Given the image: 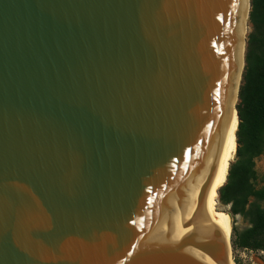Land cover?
I'll use <instances>...</instances> for the list:
<instances>
[{
    "label": "water",
    "instance_id": "95a60500",
    "mask_svg": "<svg viewBox=\"0 0 264 264\" xmlns=\"http://www.w3.org/2000/svg\"><path fill=\"white\" fill-rule=\"evenodd\" d=\"M244 5L0 0V264H230Z\"/></svg>",
    "mask_w": 264,
    "mask_h": 264
},
{
    "label": "trees",
    "instance_id": "16d2710c",
    "mask_svg": "<svg viewBox=\"0 0 264 264\" xmlns=\"http://www.w3.org/2000/svg\"><path fill=\"white\" fill-rule=\"evenodd\" d=\"M254 18L264 11V0H252ZM239 115L237 162L231 166L227 184L220 190L221 201L231 205L233 216L250 219L251 227L233 240L237 249L264 252V209L253 211L252 199L264 204V187L256 189L255 161L264 154V34L251 39L237 106Z\"/></svg>",
    "mask_w": 264,
    "mask_h": 264
},
{
    "label": "bare ground",
    "instance_id": "6f19581e",
    "mask_svg": "<svg viewBox=\"0 0 264 264\" xmlns=\"http://www.w3.org/2000/svg\"><path fill=\"white\" fill-rule=\"evenodd\" d=\"M251 6L250 0H245L244 5V16L242 17V29H241V47H240V65L236 80V93L238 91L239 85L242 80L244 72V60L246 55L247 46V34L249 31V14ZM239 116L237 111L233 110V115L231 122L229 124L217 168L215 171L210 200L213 211L219 223L221 232L227 243L231 241L232 230H233V218L226 210H224L220 205V190L225 186L228 181V175L232 161L235 159V154L237 152V134L239 129ZM230 264H234L233 261Z\"/></svg>",
    "mask_w": 264,
    "mask_h": 264
},
{
    "label": "rangeland",
    "instance_id": "374dc122",
    "mask_svg": "<svg viewBox=\"0 0 264 264\" xmlns=\"http://www.w3.org/2000/svg\"><path fill=\"white\" fill-rule=\"evenodd\" d=\"M252 12H253V8L251 4L250 17H249V31L247 34V46H246L245 56H247L248 54V48L250 46L252 37L254 36L258 37L264 34V11L259 10L254 16V18L251 17ZM239 102H238V105H239ZM237 141H238V138H237ZM238 148H239V145L237 142V151H238ZM237 160H238V157H237V152H236L235 159L232 161L231 166H233L237 162ZM231 166H230V169H231ZM255 170L257 172V179L253 182V186L256 189H262L264 187V154L261 157L256 159ZM220 205L224 210L230 213V215L233 218V230H232V236H231V246H232L231 255H232L233 263L234 264H264V252L255 251V250H244V249H239V248L236 249L233 246V240L234 241L239 240L240 234H242L246 229L251 227L250 219H245L240 215L233 216L231 205H224L222 203L221 194H220ZM250 206L252 207L253 211L259 207L264 209V204L261 202H257L254 199L250 201Z\"/></svg>",
    "mask_w": 264,
    "mask_h": 264
}]
</instances>
